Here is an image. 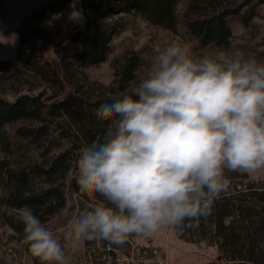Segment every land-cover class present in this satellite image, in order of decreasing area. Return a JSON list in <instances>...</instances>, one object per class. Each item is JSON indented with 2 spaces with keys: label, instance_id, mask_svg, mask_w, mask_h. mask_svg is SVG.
Instances as JSON below:
<instances>
[{
  "label": "clouds",
  "instance_id": "clouds-1",
  "mask_svg": "<svg viewBox=\"0 0 264 264\" xmlns=\"http://www.w3.org/2000/svg\"><path fill=\"white\" fill-rule=\"evenodd\" d=\"M95 115L108 126L79 149L68 175L110 206L90 203L70 220L66 240L123 245L133 234L195 229L228 192L225 170H264V62L254 58L196 54L172 42ZM18 215L19 244L41 264H69L29 205Z\"/></svg>",
  "mask_w": 264,
  "mask_h": 264
},
{
  "label": "trees",
  "instance_id": "trees-1",
  "mask_svg": "<svg viewBox=\"0 0 264 264\" xmlns=\"http://www.w3.org/2000/svg\"><path fill=\"white\" fill-rule=\"evenodd\" d=\"M180 1L81 0L83 22L63 33L51 21L58 5L72 0H52L34 11L30 22L21 24L16 59L0 61V203L4 207L0 219L13 232L6 246L14 252L22 249L38 260L28 244H19L24 225L18 210L24 205L46 228L68 209L71 197L77 196L82 208L94 202L109 206L98 194L82 193L68 170L79 149L103 136L108 126L95 110L128 91L142 58L137 53L126 56L104 94L89 89L86 70L108 60L119 26L115 16L131 15L174 33L180 23ZM207 2V14L193 13L186 22L187 31L202 47H227L233 37L232 21L237 19L247 28L264 8V0L255 4L244 0L233 8ZM173 231L187 243L216 246L218 264H264V181L246 177L229 181L228 192L214 202L212 214L201 218L199 227ZM88 245L86 240L89 252ZM89 264L106 263L98 257Z\"/></svg>",
  "mask_w": 264,
  "mask_h": 264
},
{
  "label": "rangeland",
  "instance_id": "rangeland-1",
  "mask_svg": "<svg viewBox=\"0 0 264 264\" xmlns=\"http://www.w3.org/2000/svg\"><path fill=\"white\" fill-rule=\"evenodd\" d=\"M202 1V4L199 2ZM208 0H181L177 7L180 18L177 32H171L160 27L153 26L145 21L131 15H119V26L114 34L111 54L108 60L95 67L88 68L86 75L87 85L93 93L104 94L110 88L116 78L117 67L120 66L125 57L137 53L142 58V65L137 73L136 80L143 74L150 64L152 58L163 47L172 42H186L196 54H217L225 52L233 56L254 58L258 62H264V8L251 24L245 28L242 23L234 19L232 21V39L227 47H216L213 45L202 47L186 29L188 16L207 14L210 8ZM244 0H212L223 8L236 7ZM259 0H253V4ZM52 0H0V61L15 60L19 47L18 29L23 22H30L34 11L40 10L50 4ZM193 4H198L199 9ZM209 4V5H208ZM251 4V5H253ZM206 5V6H205ZM209 7V8H208ZM212 7V6H211ZM219 7V6H218ZM261 9V8H260ZM259 11V10H258ZM58 18L51 21L56 29L68 33L83 22L81 0H72L71 3L58 5ZM56 13V14H57ZM73 13H79L74 17ZM55 16V15H54ZM225 176L229 181H240L242 177L249 180L264 181V170L256 173L229 172L225 170ZM108 203V202H107ZM110 206V205H109ZM0 203V214L3 209ZM87 209L82 208L79 199L71 197L68 209L58 218L53 220L48 230L61 243L69 264H89L90 256L86 246V240H66L64 234L68 229L70 220ZM12 230L4 226L0 219V264H41L29 253L20 249L17 253L6 246V239L12 235ZM138 244L141 246H152L161 249L164 258L169 264H218L220 253L216 246L206 243L192 244L180 240L172 228H163L150 235H136Z\"/></svg>",
  "mask_w": 264,
  "mask_h": 264
},
{
  "label": "built area",
  "instance_id": "built-area-1",
  "mask_svg": "<svg viewBox=\"0 0 264 264\" xmlns=\"http://www.w3.org/2000/svg\"><path fill=\"white\" fill-rule=\"evenodd\" d=\"M74 198L76 200L77 196ZM87 242L90 259L100 257L106 264H169L160 248L139 245L136 234L131 235L123 245L104 240Z\"/></svg>",
  "mask_w": 264,
  "mask_h": 264
}]
</instances>
